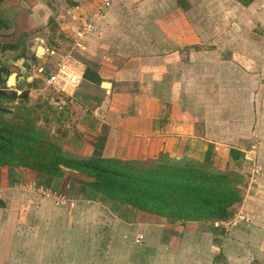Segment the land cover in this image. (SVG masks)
<instances>
[{"label": "crops", "instance_id": "1", "mask_svg": "<svg viewBox=\"0 0 264 264\" xmlns=\"http://www.w3.org/2000/svg\"><path fill=\"white\" fill-rule=\"evenodd\" d=\"M209 1L111 0L97 17L104 0H0V93L16 96L0 103L10 116L34 114L70 157L229 166L231 149L245 150L226 143L230 127L219 129L229 139L217 135L210 115L209 23L220 9L207 10ZM92 16L98 29L79 49L77 30ZM66 55L82 76L85 109L46 84ZM91 180L66 167L56 177L0 166V264H264L261 194L251 203L243 194L227 220H179L109 201L83 184Z\"/></svg>", "mask_w": 264, "mask_h": 264}, {"label": "trees", "instance_id": "2", "mask_svg": "<svg viewBox=\"0 0 264 264\" xmlns=\"http://www.w3.org/2000/svg\"><path fill=\"white\" fill-rule=\"evenodd\" d=\"M238 1L249 6L255 0ZM0 97L16 99L9 92ZM9 113L0 103V166L26 167L56 177L64 167L73 169L92 178L83 184L109 201L179 220H227L243 200L244 176L217 170L207 160L70 157L37 126L34 114L25 109ZM237 155L242 151L232 148L231 157Z\"/></svg>", "mask_w": 264, "mask_h": 264}, {"label": "rangeland", "instance_id": "3", "mask_svg": "<svg viewBox=\"0 0 264 264\" xmlns=\"http://www.w3.org/2000/svg\"><path fill=\"white\" fill-rule=\"evenodd\" d=\"M212 6L220 12L209 23L212 44L208 48L214 55L215 71L209 82L213 90L209 89L208 99L214 96L210 115L215 117L217 135L224 132L225 139H229L225 131L230 127L226 143L245 150L237 159L232 156L230 165L224 164L220 170L243 175L244 190L249 180L255 181L243 192L247 203H251L257 198L252 197L259 194L264 199V0L247 7L234 0H214L207 10ZM204 81L198 80V86L205 87ZM256 165L261 171L252 179Z\"/></svg>", "mask_w": 264, "mask_h": 264}, {"label": "built area", "instance_id": "4", "mask_svg": "<svg viewBox=\"0 0 264 264\" xmlns=\"http://www.w3.org/2000/svg\"><path fill=\"white\" fill-rule=\"evenodd\" d=\"M112 2L111 0H104V2L99 6L97 10V17L105 15L108 8L111 6ZM66 15L68 18L73 17V11L70 8H66ZM95 16L90 17L89 22L83 24L80 26L77 30V40H76V47L79 49L86 48V43L84 38L86 37L87 33L97 30V25L95 23ZM82 83V76L80 73L75 69L73 65V57L71 55L61 56L58 64L57 69L51 73L46 78V84L48 87L52 88L54 91L65 95L67 98H69V101L71 103L77 104L80 106V108L85 109V107H82L80 102L76 99V94L80 90ZM261 169L259 166H255L251 178L257 177V175L260 173ZM255 182V181H254ZM251 181V183H254ZM57 195V194H56ZM58 200L61 203H64L66 200V196L59 193L58 194ZM245 216L241 215L239 216L238 220H244ZM143 236L140 234L136 241L141 242Z\"/></svg>", "mask_w": 264, "mask_h": 264}]
</instances>
